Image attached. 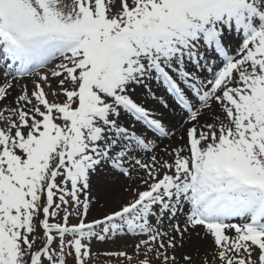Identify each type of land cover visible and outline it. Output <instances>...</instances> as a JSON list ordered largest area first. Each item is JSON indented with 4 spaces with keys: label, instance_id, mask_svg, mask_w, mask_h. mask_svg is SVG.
<instances>
[{
    "label": "snow or ice",
    "instance_id": "1",
    "mask_svg": "<svg viewBox=\"0 0 264 264\" xmlns=\"http://www.w3.org/2000/svg\"><path fill=\"white\" fill-rule=\"evenodd\" d=\"M189 246L264 264V0H0V264Z\"/></svg>",
    "mask_w": 264,
    "mask_h": 264
},
{
    "label": "rangeland",
    "instance_id": "2",
    "mask_svg": "<svg viewBox=\"0 0 264 264\" xmlns=\"http://www.w3.org/2000/svg\"><path fill=\"white\" fill-rule=\"evenodd\" d=\"M29 87H31V85H29ZM16 93H13V95H15ZM165 144L168 143V141L164 142ZM161 147H163V144L161 145ZM111 180V184L113 186H117L119 184H121L123 182L122 178L118 177V176H113L110 178ZM95 186L93 185L92 188V195L95 197L97 195V192L95 191ZM99 212L94 210L92 215L96 216L98 215ZM51 222V221H50ZM134 243V238L132 237H123V238H114V239H110L104 242H100V241H94L93 242V251H99L101 253H103L104 251H108V250H116L118 248H121L122 246H124L125 244H132ZM187 251H189L195 260V264H201V260H200V255H202L203 252V247H200V254L198 255V253L193 250V248L191 246H189L187 248ZM179 253H177V256L179 257ZM106 257H104L103 255L100 256L99 260H98V264H104ZM69 264H70V259H69Z\"/></svg>",
    "mask_w": 264,
    "mask_h": 264
},
{
    "label": "bare ground",
    "instance_id": "3",
    "mask_svg": "<svg viewBox=\"0 0 264 264\" xmlns=\"http://www.w3.org/2000/svg\"><path fill=\"white\" fill-rule=\"evenodd\" d=\"M104 178L102 177L99 181H94L93 185L95 186V191L98 192L100 190V186L103 183ZM203 247V246H201Z\"/></svg>",
    "mask_w": 264,
    "mask_h": 264
}]
</instances>
